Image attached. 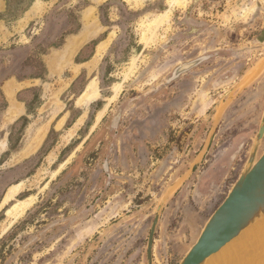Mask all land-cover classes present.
Returning <instances> with one entry per match:
<instances>
[{
	"label": "rangeland",
	"instance_id": "obj_1",
	"mask_svg": "<svg viewBox=\"0 0 264 264\" xmlns=\"http://www.w3.org/2000/svg\"><path fill=\"white\" fill-rule=\"evenodd\" d=\"M259 37L264 0H0V264H149L157 214L179 264L253 151Z\"/></svg>",
	"mask_w": 264,
	"mask_h": 264
},
{
	"label": "water",
	"instance_id": "obj_2",
	"mask_svg": "<svg viewBox=\"0 0 264 264\" xmlns=\"http://www.w3.org/2000/svg\"><path fill=\"white\" fill-rule=\"evenodd\" d=\"M190 66L191 64H187L186 68ZM263 137L264 112L244 171L179 264H213V256H217L226 245L264 216V152L259 157L256 156L257 147ZM158 221L157 214L148 240L149 264H153L154 236Z\"/></svg>",
	"mask_w": 264,
	"mask_h": 264
},
{
	"label": "bare ground",
	"instance_id": "obj_3",
	"mask_svg": "<svg viewBox=\"0 0 264 264\" xmlns=\"http://www.w3.org/2000/svg\"><path fill=\"white\" fill-rule=\"evenodd\" d=\"M81 37L83 38L80 42H84L90 37V35L85 34ZM7 91L10 94V89H8ZM90 91H92V89ZM95 96H97V94ZM17 186L18 185L11 187L5 198L6 201H8V199L15 194ZM34 198L35 197L30 198L25 203L15 204L12 208L20 209V211L23 212L25 208L29 207L33 203ZM244 238L245 240L241 244V248H239L235 253V260L233 262L236 263L237 260L239 264H264V216L257 220L255 223H253L249 228L244 230L239 237H237L228 245H226L219 252V254L217 253V256H213V264H229L227 262V259L230 255V252L237 248L240 244V241Z\"/></svg>",
	"mask_w": 264,
	"mask_h": 264
},
{
	"label": "crops",
	"instance_id": "obj_4",
	"mask_svg": "<svg viewBox=\"0 0 264 264\" xmlns=\"http://www.w3.org/2000/svg\"><path fill=\"white\" fill-rule=\"evenodd\" d=\"M258 42L262 43L264 45V37H259ZM249 43H251V41H249ZM258 53L260 55L258 60H255L253 62V64H251V65L249 64V66H247L246 70L240 76V79L238 82V86H239L238 90H240V88H242L244 93H246L248 91L249 87H251L254 82H256V81L260 82L261 78L264 75V48L261 50H258ZM262 86H264V85H262ZM7 88L10 89V94L8 93ZM20 88H23L22 83H20L19 81L15 80V79H10L9 81L5 82V84L2 86L3 92L5 94H7V96H8L7 98L10 101H13L16 99L17 94L20 91ZM11 92H12V94H11ZM250 95H252V94H250V93L247 94L248 98L246 99L245 102L241 103V105L243 106V108H241V110H240L241 112L250 113L251 108L255 109V103L250 101V99L252 97ZM257 108H259L258 103H257ZM235 109H236V106H235ZM236 111L238 112V110H236ZM263 112H264V107H263ZM263 112H262V116H263ZM238 116H239L238 118H240L241 115H238ZM262 116H261V118H262ZM238 118L236 119V117H235V123L238 121H241V119H238ZM259 128H258V131H259ZM241 136H242L241 134L235 135V142L236 143H237V141L240 140ZM245 238H247V237H245ZM245 238L240 241V244L237 248H235L233 251L230 252V255L227 259V262L229 264L230 263L237 264V262H238L237 260H236V263L233 262L235 260V253L237 252V250L239 248H241V244L243 243ZM238 264H239V262H238Z\"/></svg>",
	"mask_w": 264,
	"mask_h": 264
},
{
	"label": "flooded vegetation",
	"instance_id": "obj_5",
	"mask_svg": "<svg viewBox=\"0 0 264 264\" xmlns=\"http://www.w3.org/2000/svg\"><path fill=\"white\" fill-rule=\"evenodd\" d=\"M187 65V64H186ZM186 65H183V66H181L178 70H177V72L175 73L176 75L177 74H179V73H181L184 69H186ZM192 65V64H191ZM191 67V66H190Z\"/></svg>",
	"mask_w": 264,
	"mask_h": 264
},
{
	"label": "trees",
	"instance_id": "obj_6",
	"mask_svg": "<svg viewBox=\"0 0 264 264\" xmlns=\"http://www.w3.org/2000/svg\"><path fill=\"white\" fill-rule=\"evenodd\" d=\"M27 10V8H24L23 9V12H25ZM52 46H54V47H58V46H60V44H53Z\"/></svg>",
	"mask_w": 264,
	"mask_h": 264
}]
</instances>
